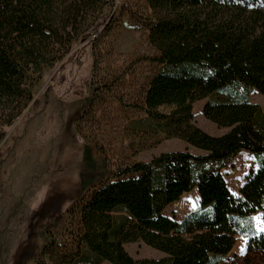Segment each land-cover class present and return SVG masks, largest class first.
<instances>
[{
	"label": "trees",
	"instance_id": "trees-1",
	"mask_svg": "<svg viewBox=\"0 0 264 264\" xmlns=\"http://www.w3.org/2000/svg\"><path fill=\"white\" fill-rule=\"evenodd\" d=\"M144 1L152 11L154 60L162 65L145 107L166 137L206 154L173 150L135 162L84 201L91 174L80 164L30 206L6 264H29L40 252L48 264H218L232 250L241 220L264 215V112L248 100L251 89L264 95V0ZM111 8L112 0H0V164L43 105L47 91L39 92L38 83L80 60ZM207 97L204 117L229 128L218 136L193 123V103ZM241 150L254 156L257 169L234 194L218 167ZM193 188L196 210L179 221L165 214ZM74 207L81 224L75 249L40 245ZM133 242L163 257L134 259L124 247ZM246 251L264 258V231L248 236Z\"/></svg>",
	"mask_w": 264,
	"mask_h": 264
},
{
	"label": "rangeland",
	"instance_id": "rangeland-1",
	"mask_svg": "<svg viewBox=\"0 0 264 264\" xmlns=\"http://www.w3.org/2000/svg\"><path fill=\"white\" fill-rule=\"evenodd\" d=\"M151 20L152 11L144 0H112L105 25L91 36L80 60L66 61L38 83L39 92L47 91L43 105L26 119L20 137L0 164V264H6L15 248L30 206L54 181L70 175L80 164L91 174L84 201L135 162L173 150L206 154L179 138L166 137L163 124L150 117L145 107L149 83L162 69L154 60L158 52L148 38ZM208 99L193 103V123L218 136L229 128L217 127L204 117L202 108ZM248 100L264 112L263 94L251 89ZM218 169L230 190L238 194L248 173L257 169V161L241 150ZM199 203L193 188L169 204L165 214L179 221ZM78 212L74 207L65 213L40 245L54 241L59 252L75 249L81 231ZM239 227L232 250L218 264H264V258L246 251L248 236L264 231V215L257 212L246 217ZM124 247L134 259L163 257L142 242ZM81 250L93 261L84 247ZM38 262L49 263L44 252L29 264ZM94 264L110 263L98 260Z\"/></svg>",
	"mask_w": 264,
	"mask_h": 264
},
{
	"label": "snow or ice",
	"instance_id": "snow-or-ice-1",
	"mask_svg": "<svg viewBox=\"0 0 264 264\" xmlns=\"http://www.w3.org/2000/svg\"><path fill=\"white\" fill-rule=\"evenodd\" d=\"M241 251L243 252V249Z\"/></svg>",
	"mask_w": 264,
	"mask_h": 264
}]
</instances>
